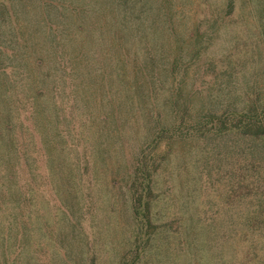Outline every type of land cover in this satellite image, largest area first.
<instances>
[{
    "label": "rangeland",
    "instance_id": "obj_1",
    "mask_svg": "<svg viewBox=\"0 0 264 264\" xmlns=\"http://www.w3.org/2000/svg\"><path fill=\"white\" fill-rule=\"evenodd\" d=\"M248 8L255 31L264 0H0V264H241L257 200L187 130Z\"/></svg>",
    "mask_w": 264,
    "mask_h": 264
},
{
    "label": "trees",
    "instance_id": "obj_2",
    "mask_svg": "<svg viewBox=\"0 0 264 264\" xmlns=\"http://www.w3.org/2000/svg\"><path fill=\"white\" fill-rule=\"evenodd\" d=\"M258 13L259 25L255 31H252V27L249 25L250 23L254 24L252 11L249 8L247 10L248 26L243 39L247 44L251 42L253 46L251 45L252 49L248 47L243 55H237V57L233 55L241 60L242 64L239 69L234 66V70L226 78V90L209 92L202 96L210 103H217L214 107L216 109L207 108L206 105L203 108L206 110V117L202 115L201 120L196 122L197 125H192L193 127L187 130L192 137L222 140V147H224L222 151L215 150L216 146L213 144H207L217 153L214 161L218 165L220 163V167L225 166L229 172L234 170V173L230 172L233 180H236L234 178L236 175L242 178L246 190L245 195L257 200V209L260 214L248 216L242 221L233 219L228 222L233 239L238 243V240H242L241 250L239 249L240 252H243L239 253L241 264H264V9L261 8ZM255 32H258L257 35ZM251 36H254L253 40L250 39ZM241 49L240 46H237L236 53L241 52ZM170 64L171 67L168 68L170 72L177 69L178 65L175 60H172ZM178 89H182L181 85ZM179 91L181 90H177L179 98H183L185 95L189 96L187 92L182 94V91ZM173 104H177L176 100L173 101ZM181 110L180 106H177V110H175V114L179 117L176 119L178 124H168L166 127L161 124L156 132L162 134L161 132L168 131L171 137L177 136L178 128L183 121ZM29 115L30 121L26 130L30 127L37 130L38 123L35 124L33 120V110ZM6 128L9 129L10 126H6ZM228 139L231 141L228 142ZM224 155L225 158H223ZM212 159L211 157L208 161ZM143 167L146 174L149 175L153 166L148 162ZM12 192L13 188L10 187V193ZM6 194L8 195V191Z\"/></svg>",
    "mask_w": 264,
    "mask_h": 264
}]
</instances>
